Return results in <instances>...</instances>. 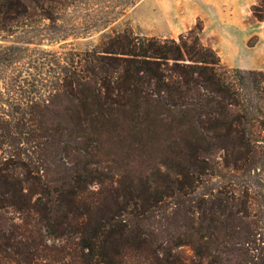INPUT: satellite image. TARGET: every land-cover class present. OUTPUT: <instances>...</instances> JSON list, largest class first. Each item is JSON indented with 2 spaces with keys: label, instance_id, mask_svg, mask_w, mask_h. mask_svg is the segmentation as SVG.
I'll use <instances>...</instances> for the list:
<instances>
[{
  "label": "trees",
  "instance_id": "1",
  "mask_svg": "<svg viewBox=\"0 0 264 264\" xmlns=\"http://www.w3.org/2000/svg\"><path fill=\"white\" fill-rule=\"evenodd\" d=\"M66 4L0 0V32ZM251 13L263 21L264 0ZM201 30L128 26L68 50L47 94L21 102L26 121L0 117V264H264V246L242 247L264 231V202L196 189L214 155H264V69L225 64ZM29 50L0 45V70Z\"/></svg>",
  "mask_w": 264,
  "mask_h": 264
},
{
  "label": "rangeland",
  "instance_id": "2",
  "mask_svg": "<svg viewBox=\"0 0 264 264\" xmlns=\"http://www.w3.org/2000/svg\"><path fill=\"white\" fill-rule=\"evenodd\" d=\"M256 0H67L55 11V20L36 18L30 25L14 33L0 32V45L19 44L30 48L29 55L13 66L0 70V117L10 123L26 121L30 105L21 104L33 95L47 94L42 83H49L52 74L63 63L68 50H85L108 35L125 27L134 32L162 37L177 36L179 32L199 24L201 39L214 47L222 61L230 66L264 69V20L251 13ZM64 36V37H63ZM28 40L34 42H28ZM35 58V60H34ZM40 98V99H41ZM48 120H63L55 110L59 105L48 104ZM11 149L0 144V156ZM238 168H234L233 164ZM209 168L201 173L197 192L219 190L226 194H241L253 207L264 202V155L244 157L237 154L214 155ZM260 213V211L258 212ZM258 218V215H257ZM256 239L242 243L250 253L264 246V231ZM178 250L191 255L186 245ZM252 251V252H251ZM225 261L223 264H235Z\"/></svg>",
  "mask_w": 264,
  "mask_h": 264
},
{
  "label": "crops",
  "instance_id": "3",
  "mask_svg": "<svg viewBox=\"0 0 264 264\" xmlns=\"http://www.w3.org/2000/svg\"><path fill=\"white\" fill-rule=\"evenodd\" d=\"M250 67L263 68L262 66H250Z\"/></svg>",
  "mask_w": 264,
  "mask_h": 264
}]
</instances>
